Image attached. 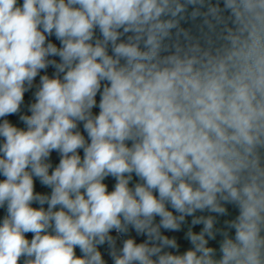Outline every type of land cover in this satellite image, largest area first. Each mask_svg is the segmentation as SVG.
<instances>
[{"label": "clouds", "instance_id": "obj_1", "mask_svg": "<svg viewBox=\"0 0 264 264\" xmlns=\"http://www.w3.org/2000/svg\"><path fill=\"white\" fill-rule=\"evenodd\" d=\"M0 177V264H264V0H0Z\"/></svg>", "mask_w": 264, "mask_h": 264}, {"label": "trees", "instance_id": "obj_2", "mask_svg": "<svg viewBox=\"0 0 264 264\" xmlns=\"http://www.w3.org/2000/svg\"><path fill=\"white\" fill-rule=\"evenodd\" d=\"M20 3H22V0H20ZM51 39H52V41H53L54 43L57 44V46H59V42L56 41L54 37H52ZM52 71H53V70L50 68V69L48 70L49 74H51ZM38 80H39V77H37V82H38ZM31 99H32V94H31V92L26 93V94H25V101H26V103L30 102ZM97 99L99 100V97H97ZM98 111H99L98 109H94V112H98ZM9 119H10L11 121H13L14 123H17L19 126L23 127L22 124H19L18 118H17L16 116H10ZM81 155H83V152H82V151H81ZM52 162H53L54 165L59 163V157H58V155H57L55 152L52 153ZM0 179H2V177H0ZM106 183H108V185H109V190H111L112 187H113V185H114V183H115V181L112 180L111 178H109V179L106 181ZM35 191H37V192H39V193H42V194H49L51 190L48 189V188H45L44 186H42V185L39 183V181L37 180V181L35 182ZM33 206H34V207H38V205H36V204H34ZM46 207H47V205H45V208H46ZM4 211H5L4 209H0V219H2V217H3V215H4ZM199 228H200V226H197L195 230H196V231H199ZM31 235H32L31 233L27 234V236H28L29 239L31 238ZM113 235H115V233H113ZM133 235H135V233H133ZM177 235L181 237V243H182V249H181V250H183L184 248H187V247H188V244H187L186 241H183V240H182V233L177 234ZM137 239L140 240V239H142V238L137 237ZM77 251H78V250H77ZM102 251H104V249H102ZM106 259H107V256H106ZM109 264H111L110 261H109Z\"/></svg>", "mask_w": 264, "mask_h": 264}]
</instances>
